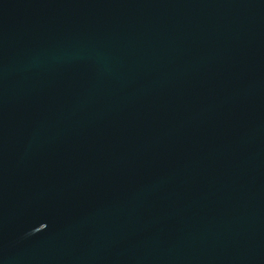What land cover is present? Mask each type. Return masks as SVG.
<instances>
[{"label":"water","instance_id":"95a60500","mask_svg":"<svg viewBox=\"0 0 264 264\" xmlns=\"http://www.w3.org/2000/svg\"><path fill=\"white\" fill-rule=\"evenodd\" d=\"M0 264H264V0H0Z\"/></svg>","mask_w":264,"mask_h":264}]
</instances>
